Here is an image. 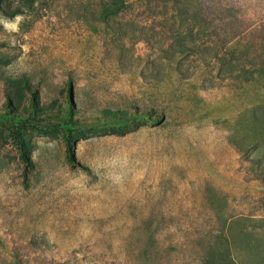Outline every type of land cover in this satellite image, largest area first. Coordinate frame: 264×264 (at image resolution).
<instances>
[{"label": "rangeland", "instance_id": "374dc122", "mask_svg": "<svg viewBox=\"0 0 264 264\" xmlns=\"http://www.w3.org/2000/svg\"><path fill=\"white\" fill-rule=\"evenodd\" d=\"M101 1L0 0V264H264V0Z\"/></svg>", "mask_w": 264, "mask_h": 264}, {"label": "trees", "instance_id": "16d2710c", "mask_svg": "<svg viewBox=\"0 0 264 264\" xmlns=\"http://www.w3.org/2000/svg\"><path fill=\"white\" fill-rule=\"evenodd\" d=\"M133 0H102V18H109V15L113 14L114 16H123L130 12L131 6L130 2ZM148 2L147 6L150 14H162L166 12H170L172 15H177L181 18H189L194 22L184 25V27L189 28L187 31V35L191 36V29L198 25L199 31H202V28L207 23V16H214V12H217L215 20H219V23L214 24V28L220 26V21L225 16V12H229V10H225L219 5V0H145ZM222 0H220L221 2ZM176 31V30H173ZM204 34H211L205 33ZM193 40L195 39L192 37ZM207 38L203 37L198 40V43L202 47L207 46ZM183 43V42H181ZM180 43V45H181ZM178 50H175L177 52ZM180 52V51H179Z\"/></svg>", "mask_w": 264, "mask_h": 264}]
</instances>
